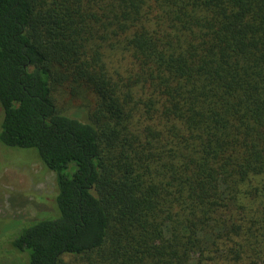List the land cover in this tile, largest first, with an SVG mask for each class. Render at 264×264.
<instances>
[{"label": "trees", "instance_id": "trees-1", "mask_svg": "<svg viewBox=\"0 0 264 264\" xmlns=\"http://www.w3.org/2000/svg\"><path fill=\"white\" fill-rule=\"evenodd\" d=\"M0 110V264H264V0H0Z\"/></svg>", "mask_w": 264, "mask_h": 264}, {"label": "rangeland", "instance_id": "rangeland-1", "mask_svg": "<svg viewBox=\"0 0 264 264\" xmlns=\"http://www.w3.org/2000/svg\"><path fill=\"white\" fill-rule=\"evenodd\" d=\"M56 105L62 109L70 106L73 108L86 102L85 97H75L69 94V89L61 87L53 94ZM89 102V101H88ZM2 111L0 110V121ZM24 149H9L0 147V166L13 165L0 174V218L3 220L25 221L34 214V209L30 204L19 205L23 199L29 202L33 199V194L44 195L51 191L53 186L52 172L41 174L42 169L37 164H30L24 158ZM1 170V169H0ZM50 172V173H49ZM41 174V177H40ZM40 180V181H39ZM14 193V195H12ZM12 195V196H11ZM11 196V197H10ZM16 204V205H15ZM9 226L8 223H0V233L5 234ZM21 260H11L8 264H26Z\"/></svg>", "mask_w": 264, "mask_h": 264}]
</instances>
